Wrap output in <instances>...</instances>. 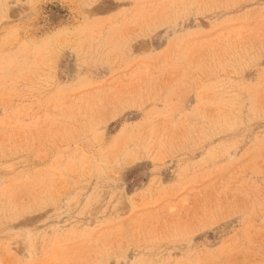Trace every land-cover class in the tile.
Returning <instances> with one entry per match:
<instances>
[{"label": "rangeland", "instance_id": "1", "mask_svg": "<svg viewBox=\"0 0 264 264\" xmlns=\"http://www.w3.org/2000/svg\"><path fill=\"white\" fill-rule=\"evenodd\" d=\"M0 264H264V0H0Z\"/></svg>", "mask_w": 264, "mask_h": 264}]
</instances>
